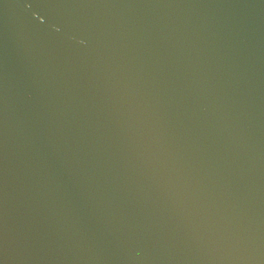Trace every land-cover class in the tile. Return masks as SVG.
Instances as JSON below:
<instances>
[{
	"label": "water",
	"instance_id": "95a60500",
	"mask_svg": "<svg viewBox=\"0 0 264 264\" xmlns=\"http://www.w3.org/2000/svg\"><path fill=\"white\" fill-rule=\"evenodd\" d=\"M0 264H264V0H0Z\"/></svg>",
	"mask_w": 264,
	"mask_h": 264
}]
</instances>
